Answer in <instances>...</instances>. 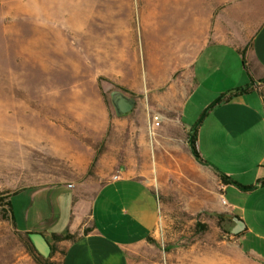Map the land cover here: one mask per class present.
<instances>
[{
    "label": "crops",
    "instance_id": "obj_1",
    "mask_svg": "<svg viewBox=\"0 0 264 264\" xmlns=\"http://www.w3.org/2000/svg\"><path fill=\"white\" fill-rule=\"evenodd\" d=\"M156 2L161 14H155L152 5L145 9L144 70L130 43L131 7L120 0L108 4L2 0L1 42L9 58L17 50L16 61H41L42 69L58 73V77L71 76L70 88L91 92L80 105L101 106V115L89 120L103 131L110 119L102 106L100 74L115 76L139 91L168 87L161 103L172 106L179 97V119H186V124H195L204 111L197 149L212 169L235 180L223 185L225 211L234 220L233 231L242 222V228L235 231L240 242L255 236L249 248H243L264 264V0ZM170 6L184 20L174 32L162 20ZM154 17L161 21L158 28L163 32L156 46L149 41ZM27 43L30 55L24 51ZM30 78L31 86L39 85L34 74ZM251 83L247 92L213 105L222 93ZM184 123L181 120L186 129ZM105 136L100 134L97 141ZM75 140L73 145L78 146ZM79 146L85 153L81 151L78 158L87 156L89 160L81 169L86 172L93 160V145ZM85 201L81 191L73 193L68 229L46 230L54 234L74 232L81 224L91 226L77 238L60 242L65 248L63 264H130L129 247L154 233L160 218L159 198L149 181L130 172L113 175L99 185L88 203L89 211Z\"/></svg>",
    "mask_w": 264,
    "mask_h": 264
},
{
    "label": "rangeland",
    "instance_id": "obj_2",
    "mask_svg": "<svg viewBox=\"0 0 264 264\" xmlns=\"http://www.w3.org/2000/svg\"><path fill=\"white\" fill-rule=\"evenodd\" d=\"M114 2L83 0L85 4ZM120 3L131 7L130 43L144 70L145 9L152 5L155 14L161 12L156 11V0H120ZM170 7L162 20L174 32L184 20ZM159 22L154 17L149 39L154 41L153 46L163 36ZM1 33L0 12V264H63L65 248L60 244L63 240H57L46 230L68 229L69 199L73 193L81 191L82 198H86L84 208L89 211L88 203L99 185L125 172L147 179L160 204L155 232L129 247L130 264H182L185 251L195 249L203 253L215 248L222 255L217 264H262L245 250L256 240L255 236L251 234L248 241L240 242L233 231L234 220L223 203L226 182L216 169L199 162L189 152L192 129L199 128L204 111L195 124H186V119H179V97L173 99L172 106L161 103L162 93L168 87L139 91L115 76L100 74L102 106L110 119L103 131L90 121L92 116L101 115V106L80 105L91 92L70 88L71 76L58 77V73L42 69L41 61H16L17 50L9 58ZM14 46L17 48L18 44ZM23 47L30 55V45ZM32 74L40 82L36 87L31 86ZM122 100L131 104L127 111L120 106ZM103 133L106 136L98 142L97 137ZM74 140L78 146L73 145ZM79 143L93 145V160L86 172L81 169L89 160L87 156L78 158L83 152ZM104 153L108 155L101 159ZM71 183L73 188H68L66 185ZM10 199L15 223L9 210ZM90 227L81 224L71 232L73 238L88 232ZM29 228L45 233L51 244L48 256L36 247L32 232H25Z\"/></svg>",
    "mask_w": 264,
    "mask_h": 264
},
{
    "label": "trees",
    "instance_id": "obj_3",
    "mask_svg": "<svg viewBox=\"0 0 264 264\" xmlns=\"http://www.w3.org/2000/svg\"><path fill=\"white\" fill-rule=\"evenodd\" d=\"M252 83L251 84H247L245 86H242V87H238L234 90H230V91H227L225 93H222L216 100L215 102L213 103V105L215 104H218V103H222V102H225V101H228L230 100L231 98H233L234 96L238 95V94H241V93H244V92H247L250 87H251ZM197 131H198V127H194L192 129V133H191V137H192V141H191V150L193 152V154L195 155V157L197 158V160L199 162H202V163H205V164H209L200 154L199 150L197 149V146H196V139H197ZM220 175L222 176L223 180L226 182V183H229L231 181H235L233 179L232 176L228 175L227 173L223 172L222 170L220 169H216ZM264 182V180H263ZM15 194V193H14ZM8 205L10 207V214H11V219L14 221L15 223V218H14V213H13V209H12V200L10 199L8 201ZM54 236L57 240H71V239H74L73 236H72V233L71 232H65V233H54Z\"/></svg>",
    "mask_w": 264,
    "mask_h": 264
},
{
    "label": "bare ground",
    "instance_id": "obj_4",
    "mask_svg": "<svg viewBox=\"0 0 264 264\" xmlns=\"http://www.w3.org/2000/svg\"><path fill=\"white\" fill-rule=\"evenodd\" d=\"M222 256L218 249H207L201 253L195 249L182 254V264H217V259Z\"/></svg>",
    "mask_w": 264,
    "mask_h": 264
},
{
    "label": "water",
    "instance_id": "obj_5",
    "mask_svg": "<svg viewBox=\"0 0 264 264\" xmlns=\"http://www.w3.org/2000/svg\"><path fill=\"white\" fill-rule=\"evenodd\" d=\"M120 106L125 111L131 108V104L124 100L120 102ZM238 223L239 224L237 225L236 229H234V231L236 232H238L243 226L241 221H239ZM30 235L39 251L43 255L48 256L51 252V244L48 241L47 237L41 232H32L30 233Z\"/></svg>",
    "mask_w": 264,
    "mask_h": 264
},
{
    "label": "built area",
    "instance_id": "obj_6",
    "mask_svg": "<svg viewBox=\"0 0 264 264\" xmlns=\"http://www.w3.org/2000/svg\"><path fill=\"white\" fill-rule=\"evenodd\" d=\"M119 175L117 174V175H115V177H118ZM69 186H73V184L71 183V184H69ZM223 203L225 204L226 203V200L225 199H223Z\"/></svg>",
    "mask_w": 264,
    "mask_h": 264
}]
</instances>
